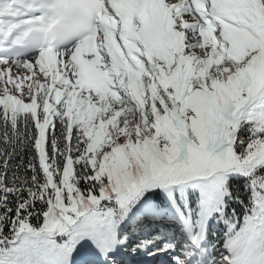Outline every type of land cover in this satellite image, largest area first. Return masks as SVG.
Returning a JSON list of instances; mask_svg holds the SVG:
<instances>
[{"label":"snow or ice","instance_id":"obj_1","mask_svg":"<svg viewBox=\"0 0 264 264\" xmlns=\"http://www.w3.org/2000/svg\"><path fill=\"white\" fill-rule=\"evenodd\" d=\"M49 9L58 46L36 42ZM0 109L31 114L41 141L61 120L68 145L42 186L0 185V235L21 240L0 264L50 234H100L156 186L240 169L264 193V0H4Z\"/></svg>","mask_w":264,"mask_h":264},{"label":"trees","instance_id":"obj_2","mask_svg":"<svg viewBox=\"0 0 264 264\" xmlns=\"http://www.w3.org/2000/svg\"><path fill=\"white\" fill-rule=\"evenodd\" d=\"M23 114H17L15 118L4 115L0 109V185L8 174L10 167L16 168V179L9 187L31 190L37 185H43L48 179L47 168H61L64 166L65 157L56 154L57 146L50 141L49 130L46 129L44 139V152L39 144L27 152H22V145L31 144L29 136L24 143L18 136ZM63 144V142H62ZM24 148V147H23ZM51 152L54 154L51 157ZM33 174L37 176L34 179ZM264 175V168L260 169L257 176ZM193 183L187 187L185 184ZM256 177L249 176L243 170L235 172L229 170L224 176L219 177L211 185L202 184L192 180L179 183H169L156 186L145 192L140 200L124 214H117L109 218L101 229L105 236L115 235L123 246L137 253H153L159 240H147V232L153 230L150 216L161 214H174L187 225L186 230L197 228L202 220L212 219V228L207 248L204 250L205 264H232L245 249L250 256L256 255V260L264 264V193L257 190ZM115 207L111 205L104 207ZM140 221L146 229L139 227L137 231L118 233L113 230L112 222L120 224L126 221ZM33 232H39L43 225L38 220L31 222ZM176 223L171 228L160 229L164 232H181L182 229ZM21 234V238H23ZM119 235V236H118ZM92 234H82L79 238L69 237L67 234L54 233L47 235L46 245L48 254L39 258L40 264H72L77 255L86 257L91 255L88 248L80 254L74 253L85 238ZM167 238V237H166ZM0 247L11 250L18 247L21 240L15 239L8 227L3 228L0 235ZM39 241V240H38ZM37 241V242H38ZM144 242V243H142ZM142 243V244H141ZM163 245V244H161ZM35 246V245H34ZM32 248L19 256L17 264H32ZM151 250L150 252H147ZM2 252V251H0ZM84 259L83 262H85Z\"/></svg>","mask_w":264,"mask_h":264},{"label":"rangeland","instance_id":"obj_3","mask_svg":"<svg viewBox=\"0 0 264 264\" xmlns=\"http://www.w3.org/2000/svg\"><path fill=\"white\" fill-rule=\"evenodd\" d=\"M18 136H19L21 142L23 140H25L27 136H29V140L31 141V144L22 145L20 147V150L22 152H27L29 150H32V148L35 147V143L36 144L40 143L42 150L44 152L45 145L43 147V144H42V143H44V141L40 140L39 130H38L36 123H35L31 114H27V113L23 114L21 125H20L19 131H18ZM49 136H50V141L51 142L53 141L55 143V146L58 147L56 154L65 157V153L68 149V145L65 142V128H64V125H63L61 120L57 119L55 121L54 127H50ZM24 142L25 141H23V143ZM62 142H63V144H62ZM52 155H54V154L51 152V157H52ZM33 177L35 180H37V176L35 174H33ZM15 179H16V168L10 167L8 169V174H6L3 178V183L10 186L14 183ZM139 222L140 221L135 222L136 224H134V225L135 226L140 225L141 222L140 223ZM112 225H113V228L116 227V229H117L116 223L112 222ZM138 229H139V227H135V230H138ZM99 236H100V234H97V235H94L93 237L85 239V240H87V243L94 249L96 244L98 243ZM105 238H107L106 240L108 242L112 243L114 248L117 250L118 245L116 243V240L111 241L108 237H105ZM101 242H105V240L103 238H101ZM3 250H5V247H3V246L0 247V251L3 252ZM33 254H34V260L36 262L37 259H39V257L45 256L46 254H48L47 245L45 243H41L40 241H38L34 246ZM133 254L134 253L132 252L131 255H133ZM183 257H184V259H182V263H186V262H188V260H191V258H188L186 260L185 256H183ZM240 259L243 262L242 264H262L260 261L256 260L255 254L250 256L245 250L242 251ZM239 260H238V262H239ZM147 261H148V259H147ZM78 263H79V259L74 258L73 264H78ZM196 264H202V263L198 259Z\"/></svg>","mask_w":264,"mask_h":264},{"label":"clouds","instance_id":"obj_4","mask_svg":"<svg viewBox=\"0 0 264 264\" xmlns=\"http://www.w3.org/2000/svg\"><path fill=\"white\" fill-rule=\"evenodd\" d=\"M50 2H55V0H50ZM43 23L45 26L51 24V28L47 32H37L36 33V42L38 45H51L58 46L63 41L60 39V34L64 31L65 21L58 17L50 9L45 13H42ZM55 21V23H53ZM84 22L91 24V22L84 18Z\"/></svg>","mask_w":264,"mask_h":264},{"label":"bare ground","instance_id":"obj_5","mask_svg":"<svg viewBox=\"0 0 264 264\" xmlns=\"http://www.w3.org/2000/svg\"><path fill=\"white\" fill-rule=\"evenodd\" d=\"M145 261H147V259H146ZM131 262H132V261H131Z\"/></svg>","mask_w":264,"mask_h":264}]
</instances>
